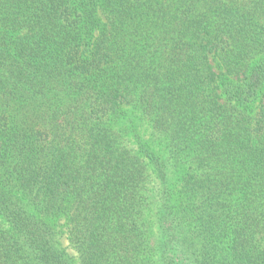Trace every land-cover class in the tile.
<instances>
[{"label":"trees","instance_id":"1","mask_svg":"<svg viewBox=\"0 0 264 264\" xmlns=\"http://www.w3.org/2000/svg\"><path fill=\"white\" fill-rule=\"evenodd\" d=\"M0 264H264V0H0Z\"/></svg>","mask_w":264,"mask_h":264}]
</instances>
